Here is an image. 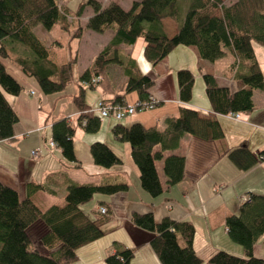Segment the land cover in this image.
Returning a JSON list of instances; mask_svg holds the SVG:
<instances>
[{
    "label": "trees",
    "instance_id": "obj_1",
    "mask_svg": "<svg viewBox=\"0 0 264 264\" xmlns=\"http://www.w3.org/2000/svg\"><path fill=\"white\" fill-rule=\"evenodd\" d=\"M59 0H0V140L14 137L18 116L8 100L17 96L24 86L16 72L50 87L66 88L75 84L72 96L75 119L65 117L51 126L52 142L61 150L63 165L74 164L76 158L73 137L76 128L86 134L100 130L102 118L85 102L87 89H100L103 103L124 105L127 94L136 93L135 103H148L154 79L141 72L137 61L121 51V46L134 45L142 40V56L150 64H158L176 47H193L201 60L214 63L225 54L232 56L229 71L244 87L231 89L218 85L215 77L199 67L204 93L210 106L209 118L197 109L186 106L192 98L195 76L188 69L176 73L178 96L181 102L177 116L166 119L165 127L115 124L111 133L119 142L129 146V157L138 170L141 188L151 197H158L183 178L185 157L176 153L181 139L195 136L204 140H220L223 130L216 119L220 115L249 114L254 109L253 90H264V74L260 69L254 44L264 47V0H139L127 10L117 2L103 5L98 0L80 2L75 9ZM90 7L86 28L95 33L112 32L109 42L95 55L90 65L74 77L76 56L58 62L53 55L55 42L47 45L34 33L41 25L46 30L58 27L73 31L72 37L81 38L83 28L78 22ZM185 7V8H184ZM71 19V20H70ZM172 20L176 32L167 35L163 21ZM118 66L125 78L122 93L116 92L109 77L110 66ZM97 80V81H96ZM106 96H110L107 98ZM160 103V102H159ZM157 103L155 107L159 104ZM137 112V111H136ZM89 152L95 165L111 168L121 164L117 154L103 142H93ZM228 159L240 171H247L260 160L264 151L254 155L246 145L227 153ZM161 162L165 178L163 184L157 171ZM65 187L64 204L46 209L35 203L38 194H54L56 187ZM127 185L102 176L99 182L77 183L65 172L49 173L42 182L27 184V196L20 199L18 192L0 181V264H72L77 251L104 234L103 224L112 218L109 206L100 203L95 219L80 206L90 202L95 194L111 195L126 190ZM100 208L106 212L102 214ZM41 222L46 231L33 245L28 229ZM131 222L137 228L152 233L150 246L161 264H202L193 247L195 227L189 221L168 218L155 221L151 213L132 212ZM229 239L240 245L243 256L218 251L209 264H264L253 254V248L264 235V196L251 194L241 202L238 214L225 219ZM103 264H130L133 249H120L114 244Z\"/></svg>",
    "mask_w": 264,
    "mask_h": 264
},
{
    "label": "crops",
    "instance_id": "obj_2",
    "mask_svg": "<svg viewBox=\"0 0 264 264\" xmlns=\"http://www.w3.org/2000/svg\"><path fill=\"white\" fill-rule=\"evenodd\" d=\"M163 26L169 36L177 30L176 23L170 19L163 21ZM111 36L112 32L107 39L110 40ZM142 48L143 42L138 40L134 45L121 46V51L135 58L141 72L154 79L150 94L160 103L149 115L134 114L123 125L139 122L144 126L156 125L162 129L167 118L177 116L179 107L184 105L179 100L176 80V73L180 69L190 70L195 76V82L201 84L199 92L193 88L192 98L186 106L199 110L204 118L210 117L211 110L202 89L199 67L204 73L213 75L220 86H228L234 90L244 87L229 71L232 63L229 53L214 63H209L198 57L195 48L178 46L158 64L152 65L143 58ZM92 59L93 57L84 69ZM108 74L115 91L122 93L125 78L121 69L110 66ZM16 75L24 90L17 96H8L17 113L18 122L14 126L13 139L0 140V181L14 188L20 199L26 198L28 183L42 182L47 174L56 172H65L77 183L99 182L102 176H110L111 181L127 185L126 190L111 195H94L88 205L80 206L91 219H95L100 203L107 204L112 213V218L103 224L104 238L101 239L104 241L100 242L99 238L79 249L82 253L94 252L95 260L87 264H103L106 256L115 250V243L120 249H133L134 256L130 264H161L150 246V239L154 234L133 225L132 212L151 213L157 222L164 218L191 222L195 227L193 247L203 261L202 264H209L210 257L218 251L243 256L242 247L232 242L227 235L225 219L229 215L238 214L243 198L251 194L264 196V164L257 163L247 171H240L228 159L227 153L241 145H246L254 155L264 151V90H253L254 109L249 114H241L248 125L218 116L216 119L224 134L222 139L210 141L184 136L175 150L185 157L183 178L160 196L151 197L141 188L138 170L129 157V146L112 136L111 129L115 125L112 118L103 119L100 130L95 134H86L81 128H76L73 145L81 167L75 168L72 163L63 165L61 150L50 145L51 126L67 115L75 119L76 109L74 106L72 109L69 99L66 100L68 87H50V91H45L34 80L18 72ZM29 92L34 95H29ZM94 94L95 99L88 102L87 91L85 93V102L91 107L96 106L102 98L100 89H95ZM51 98L61 101L57 113L56 105L53 108L50 106ZM137 99L136 93H130L126 95L125 102L134 104ZM103 134L106 139L102 138ZM93 142H103L109 146L121 159V164L111 168L95 165L89 152V146ZM32 151H36L37 155L32 156ZM156 165L164 184L161 162ZM53 191L55 193L50 195L37 193L33 197L35 203L43 209L51 205L62 206L65 187H56ZM45 231L41 222L35 224V246L39 249L38 239ZM253 254L264 260V235L255 243Z\"/></svg>",
    "mask_w": 264,
    "mask_h": 264
},
{
    "label": "rangeland",
    "instance_id": "obj_3",
    "mask_svg": "<svg viewBox=\"0 0 264 264\" xmlns=\"http://www.w3.org/2000/svg\"><path fill=\"white\" fill-rule=\"evenodd\" d=\"M84 1H86V0H59L58 3L60 5L65 3L69 8L75 9L80 2H84ZM98 1H101L103 5H107L110 2L114 1V2H117L123 9L127 10L131 7L133 2L139 1V0H98ZM223 1L225 2V4H227L228 2H230L232 0H223ZM92 12H93L92 9L90 7H87L79 19L78 24H79V26H81L83 28L82 36L79 39L74 38V35L72 37L73 31L65 32V31L60 30L56 26L53 27L51 30H46L41 25H38L34 28L35 35L37 37H39L41 40H43L47 45H51V44L55 43L56 41L62 44L61 47H59L58 44H55V48L53 50V55L57 58L58 62H64V61H67L70 57L76 56L77 59H76V64L74 66L75 82H76V79L78 77V74L85 68V66L88 65L90 58L91 57L94 58L96 55V52L100 51L109 42V39H107V38H108V35L111 34L110 31L99 34V33H95L93 31H90L86 28L87 20H88L89 16L92 15ZM254 50H255V53L257 56V60H258L260 69L264 74V47L255 43L254 44ZM195 81H196V79L194 80L193 88H195V90L199 92V89L201 88V86H200L201 84L199 85ZM201 82L203 83L202 78H201ZM202 86H203L202 89L204 91V85H202ZM76 93H77V86L75 84H72L71 86H69L67 88L68 97L66 98V100L69 99L70 104L72 106V109L74 106L73 102H72V96H73V94H76ZM87 95H88L87 99L89 98L88 102H92L95 99L94 90L87 89ZM54 105H56L55 112L57 113L60 110L61 101L60 100L55 101L53 98H51L50 106L53 108ZM151 111H152V109L145 110V111H137L135 114H140V113L142 114L143 113V114L149 115L150 113H152ZM76 115H77V113L75 114V117H76ZM129 117H131V116H129ZM126 119L127 118L123 119V121H121V122L116 121V120H114L113 122L115 124L118 122L123 124L124 122H126ZM229 121H234V122L239 123V124H246V125L249 124L248 122H246L244 119L241 118V114H239L238 118H236L234 120H229ZM102 138L106 139V135L103 134ZM36 155H32V156H36ZM81 156H83L82 151H81ZM257 163L264 164V160H260ZM95 195H97V194H95ZM62 202H64V200H62ZM84 205H88V203H86ZM28 234L31 238L33 245L35 246V224L32 225L28 229ZM102 239L100 240V242L104 241ZM40 251L46 252L44 248H41ZM91 253H92V251H90L89 253L88 252L82 253V250L77 251V255L78 254H79L78 256L81 255V257H79L72 264H87L88 262H92L93 260H95L94 259L95 255H94V252L92 254Z\"/></svg>",
    "mask_w": 264,
    "mask_h": 264
},
{
    "label": "built area",
    "instance_id": "obj_4",
    "mask_svg": "<svg viewBox=\"0 0 264 264\" xmlns=\"http://www.w3.org/2000/svg\"><path fill=\"white\" fill-rule=\"evenodd\" d=\"M97 81V80H96ZM29 95H34L33 92H29ZM159 103L158 99L154 96L149 98L148 103H134V104H124V105H114L112 103H103L99 101L96 106L92 107L91 110L97 112L102 118H112L116 121H122L129 116H132L136 113V111H145L150 110L155 107V105ZM226 119L234 120L238 118L239 114L229 113L226 115H220ZM50 145L55 147V144L51 141ZM32 155H36V151L31 152ZM264 159V158H263ZM245 198L242 199L244 201ZM102 214L106 212L104 208L99 209Z\"/></svg>",
    "mask_w": 264,
    "mask_h": 264
}]
</instances>
